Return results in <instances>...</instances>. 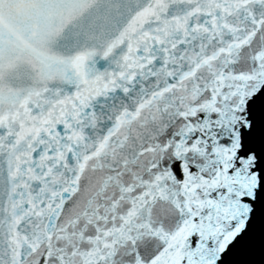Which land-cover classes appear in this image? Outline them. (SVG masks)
I'll return each mask as SVG.
<instances>
[{
  "label": "water",
  "instance_id": "95a60500",
  "mask_svg": "<svg viewBox=\"0 0 264 264\" xmlns=\"http://www.w3.org/2000/svg\"><path fill=\"white\" fill-rule=\"evenodd\" d=\"M0 264H264V0H0Z\"/></svg>",
  "mask_w": 264,
  "mask_h": 264
}]
</instances>
